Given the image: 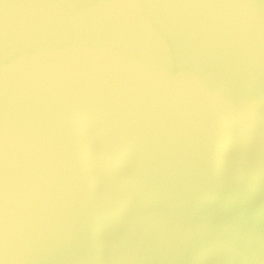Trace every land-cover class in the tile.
Instances as JSON below:
<instances>
[{
	"label": "water",
	"instance_id": "obj_1",
	"mask_svg": "<svg viewBox=\"0 0 264 264\" xmlns=\"http://www.w3.org/2000/svg\"><path fill=\"white\" fill-rule=\"evenodd\" d=\"M5 242L8 264H264L261 0H0Z\"/></svg>",
	"mask_w": 264,
	"mask_h": 264
},
{
	"label": "clouds",
	"instance_id": "obj_2",
	"mask_svg": "<svg viewBox=\"0 0 264 264\" xmlns=\"http://www.w3.org/2000/svg\"><path fill=\"white\" fill-rule=\"evenodd\" d=\"M0 264H8L6 242H5V255L3 258H0Z\"/></svg>",
	"mask_w": 264,
	"mask_h": 264
},
{
	"label": "snow or ice",
	"instance_id": "obj_3",
	"mask_svg": "<svg viewBox=\"0 0 264 264\" xmlns=\"http://www.w3.org/2000/svg\"><path fill=\"white\" fill-rule=\"evenodd\" d=\"M261 6L264 7V0H261Z\"/></svg>",
	"mask_w": 264,
	"mask_h": 264
},
{
	"label": "bare ground",
	"instance_id": "obj_4",
	"mask_svg": "<svg viewBox=\"0 0 264 264\" xmlns=\"http://www.w3.org/2000/svg\"><path fill=\"white\" fill-rule=\"evenodd\" d=\"M231 148V147H230Z\"/></svg>",
	"mask_w": 264,
	"mask_h": 264
}]
</instances>
